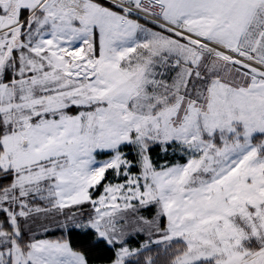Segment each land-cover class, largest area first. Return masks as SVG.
<instances>
[{"label":"snow or ice","instance_id":"6c2138e0","mask_svg":"<svg viewBox=\"0 0 264 264\" xmlns=\"http://www.w3.org/2000/svg\"><path fill=\"white\" fill-rule=\"evenodd\" d=\"M0 264H264V0H0Z\"/></svg>","mask_w":264,"mask_h":264},{"label":"trees","instance_id":"16d2710c","mask_svg":"<svg viewBox=\"0 0 264 264\" xmlns=\"http://www.w3.org/2000/svg\"><path fill=\"white\" fill-rule=\"evenodd\" d=\"M132 245L136 246V243H135V242H133V244H132Z\"/></svg>","mask_w":264,"mask_h":264},{"label":"rangeland","instance_id":"374dc122","mask_svg":"<svg viewBox=\"0 0 264 264\" xmlns=\"http://www.w3.org/2000/svg\"><path fill=\"white\" fill-rule=\"evenodd\" d=\"M131 246L135 247L134 245H131Z\"/></svg>","mask_w":264,"mask_h":264}]
</instances>
